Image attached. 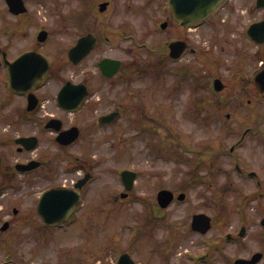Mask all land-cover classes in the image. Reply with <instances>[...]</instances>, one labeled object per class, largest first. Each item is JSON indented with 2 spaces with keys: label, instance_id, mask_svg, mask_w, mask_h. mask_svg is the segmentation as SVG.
Wrapping results in <instances>:
<instances>
[{
  "label": "flooded vegetation",
  "instance_id": "af4514ba",
  "mask_svg": "<svg viewBox=\"0 0 264 264\" xmlns=\"http://www.w3.org/2000/svg\"><path fill=\"white\" fill-rule=\"evenodd\" d=\"M104 1L108 2L107 10L113 0H0V155L3 160L0 217L2 223H8L5 230L0 229V236L15 229L21 211L18 203L8 204L12 197L9 190L19 193L14 194L18 202L37 195L33 204L24 205L27 216L22 221L27 226L37 225L40 183L48 181L46 188L77 189V182L89 170V134L118 130L124 122L133 130L144 128L145 90L136 89L137 76L141 78L144 74L143 63L107 52L119 47L118 38L134 40L135 30L129 27V16L120 19L125 23L121 25L120 35L103 30L101 23L107 16L97 12H104L100 9ZM256 3L257 0H225L212 13L207 19L209 50L200 51L193 39L201 22L184 25L171 14L159 21L166 23L165 37L157 50V59L152 62L161 68L156 76H176L171 88L167 82L168 88L161 86L162 90L177 94L183 89L179 88L180 84L193 79L197 69L183 62L191 58L204 59L209 67L208 88L214 90L218 76L211 67L217 65L215 47L221 35L224 101L230 107L227 115L258 118L257 124L244 129L236 143L222 152L231 156L226 160L233 165V172L257 186L249 189L240 201V220L227 221L222 214L226 210L223 197L229 185L226 189L202 191L197 203H207L209 207L213 203L221 214L203 207L179 215L178 230L157 245L160 264H264V164L252 160L253 155L259 160L260 156L264 157V24H258L264 21V8L256 7L260 16L245 13L249 8L255 10L252 5ZM108 17L109 20L118 16ZM174 41H182L186 46L177 58L170 54V44ZM170 62L178 65L171 67ZM196 79L198 84H193L201 86L200 76ZM174 86L179 89H172ZM210 95L214 100V95ZM111 113L113 121L101 123V117ZM216 157L188 159L191 166L183 175L192 180V185L212 182L216 173L203 166L216 167L221 159ZM227 172L232 173L225 167ZM186 186L173 189L175 199L169 206H151L158 212L159 224L167 219V211L175 202L183 204L189 200L188 189H182ZM180 193H185L184 200L177 199ZM132 194L128 192L122 200L116 196V200L123 201ZM199 213L211 219L206 215L208 220L194 225V216ZM19 235L14 240L2 234L1 244L7 240L18 242ZM13 254L8 253L10 258L3 264L20 261ZM152 259L151 252L150 259L143 264H151Z\"/></svg>",
  "mask_w": 264,
  "mask_h": 264
},
{
  "label": "rangeland",
  "instance_id": "374dc122",
  "mask_svg": "<svg viewBox=\"0 0 264 264\" xmlns=\"http://www.w3.org/2000/svg\"><path fill=\"white\" fill-rule=\"evenodd\" d=\"M252 8L255 10L249 8L245 12L247 16H260L256 5L253 4ZM97 14L107 16L101 25L110 34L120 35L121 25H125L120 21L122 16H129V27L135 30L134 40L118 38L119 47L108 49L107 52L129 60L135 58L143 63L144 74L142 73L141 78L137 76L136 89L144 88L146 91L143 96L146 118L142 122L145 132L139 133L124 122L118 130H99L89 134L87 156L94 176L85 189L83 205L76 222L64 227H50L44 225L39 218L37 225L27 226L25 222L22 223L27 216L23 208L26 204H33L37 195L18 202L14 194L19 193L9 190L12 197L8 199V204L11 206L18 203L21 211L17 216L19 221L15 223V229L11 228L2 234L12 239L20 234L16 240L21 238L18 242L14 239L1 244V234L0 264H3L9 252L14 253L15 259L19 258L20 261L15 264H117L122 252H129L142 263L150 259L152 252L151 264H160L157 245L178 230L179 215L185 216L203 207L217 215L221 214L213 203L210 207L207 203H197L202 191L206 193L217 187L226 189L229 185L223 197L226 210L222 214L225 216L224 220L239 221L240 201L245 199L249 189L257 188L252 180H245L233 172V165L229 163L231 156L225 152L239 139L246 127L257 124L258 118L249 115L227 116L230 107L224 105V91H213L210 86L208 88L209 67L205 65L204 59L199 61L191 58L183 61L197 70L192 80L179 85L183 89L177 94L176 91L171 93L169 89L165 91L168 88L165 85L167 82L170 83V88L174 83L175 74L169 75V78L166 75L163 78L156 76L161 68L152 62L157 59V50H160L161 40L165 37L159 21L170 16L168 0H113L107 10L103 13L99 10ZM91 16L94 15L91 13ZM108 16L118 17L108 20ZM209 34V21L203 22L194 33L193 39L200 46V51L209 50ZM217 40L219 42L215 47V56L218 60L211 70L224 80L225 66L220 46L223 37L219 35ZM150 47L154 50L151 51ZM176 65L178 64L169 63L171 67ZM196 76H200L201 86L193 84L197 80ZM159 86H164L163 90L167 93L163 90L162 93L165 96L161 95ZM179 88L174 86L172 89ZM212 110L215 112L212 113ZM220 140L222 150L212 152V149L204 148L207 144H217ZM120 141L123 143L120 144ZM155 145L162 149V154L153 152ZM223 150L225 152L222 154ZM205 152L207 156L213 155V158L221 157L216 167L213 164L203 166L209 167L216 175L212 176V182L192 185V181L187 180L189 177L183 175L191 166L188 159L203 156ZM180 154L185 155L181 158L182 163L179 161ZM260 158L262 161L253 155L252 160L264 164V157ZM225 167L230 168L232 173H225ZM126 168L134 169L138 176L131 197L118 202L112 195H119V191L123 189L121 171ZM183 184L187 185L189 200L183 204L175 202L167 211V219L164 222L161 220L159 224L158 212L151 208L154 204L158 205V190L162 187L181 188ZM48 185V181L41 182L38 194ZM2 221L0 217V227Z\"/></svg>",
  "mask_w": 264,
  "mask_h": 264
},
{
  "label": "water",
  "instance_id": "95a60500",
  "mask_svg": "<svg viewBox=\"0 0 264 264\" xmlns=\"http://www.w3.org/2000/svg\"><path fill=\"white\" fill-rule=\"evenodd\" d=\"M222 0H170V6L172 9L173 16L180 20L184 24H188L197 20L205 19L210 15L211 11L218 6ZM105 3L102 7H105ZM259 5H264V0H259ZM264 24V21L262 22ZM172 52L174 57H178L184 50L182 42L171 43ZM217 89H221L223 84L221 80H216ZM0 157V167H1ZM91 174L88 173L79 186H82L89 178ZM136 173L131 170L123 171V178L126 183V187L131 189L133 187ZM174 194L171 190L162 189L159 192L158 198L162 206H167L173 199ZM182 197V196H180ZM81 201V194L78 192L67 191L64 189L51 188L42 195L38 211L45 222L48 224H58L65 222L69 215L75 211L76 207ZM205 214H197L194 217V225L200 221H206ZM6 225L3 226L5 228ZM206 229V228H204ZM120 264H137L133 258L128 254L124 253L119 260Z\"/></svg>",
  "mask_w": 264,
  "mask_h": 264
}]
</instances>
